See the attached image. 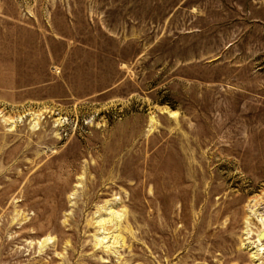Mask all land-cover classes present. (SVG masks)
<instances>
[{
  "label": "rangeland",
  "instance_id": "374dc122",
  "mask_svg": "<svg viewBox=\"0 0 264 264\" xmlns=\"http://www.w3.org/2000/svg\"><path fill=\"white\" fill-rule=\"evenodd\" d=\"M263 197L264 0H0V264H250Z\"/></svg>",
  "mask_w": 264,
  "mask_h": 264
},
{
  "label": "bare ground",
  "instance_id": "6f19581e",
  "mask_svg": "<svg viewBox=\"0 0 264 264\" xmlns=\"http://www.w3.org/2000/svg\"><path fill=\"white\" fill-rule=\"evenodd\" d=\"M264 198V197H263ZM262 198V199H263ZM261 199V198H260ZM257 202V201H256ZM250 203V202H249ZM260 205V204H259ZM261 206V205H260ZM250 208V207H249ZM252 210V209H249ZM262 210V209H261ZM260 210V211H261ZM113 213V212H112ZM252 213L258 223V227L256 228V230L253 232L255 239L254 241H249L247 246H245L244 248L246 250H248L249 252V260H250V264H262L261 262V258L264 255V211L261 213H258V211H253ZM112 215V214H111ZM117 215V213H116ZM254 219V220H255ZM106 220V219H105ZM247 220V219H245ZM110 222V221H109ZM248 222V221H246ZM247 225V224H246ZM245 226V225H244ZM246 228H248L246 226ZM246 231V230H245ZM244 231V232H245ZM111 234V233H110ZM248 236V235H247ZM245 236V238L247 237Z\"/></svg>",
  "mask_w": 264,
  "mask_h": 264
}]
</instances>
